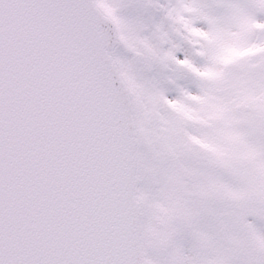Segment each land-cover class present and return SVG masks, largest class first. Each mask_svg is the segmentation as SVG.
<instances>
[{
    "label": "snow or ice",
    "instance_id": "1",
    "mask_svg": "<svg viewBox=\"0 0 264 264\" xmlns=\"http://www.w3.org/2000/svg\"><path fill=\"white\" fill-rule=\"evenodd\" d=\"M0 264H264V0H0Z\"/></svg>",
    "mask_w": 264,
    "mask_h": 264
}]
</instances>
